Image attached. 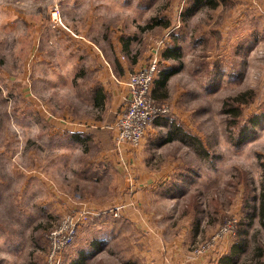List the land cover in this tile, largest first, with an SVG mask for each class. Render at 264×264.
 I'll list each match as a JSON object with an SVG mask.
<instances>
[{
  "label": "rangeland",
  "instance_id": "obj_1",
  "mask_svg": "<svg viewBox=\"0 0 264 264\" xmlns=\"http://www.w3.org/2000/svg\"><path fill=\"white\" fill-rule=\"evenodd\" d=\"M154 59L170 72L149 98L185 142L165 143L155 119L137 146L115 144L130 78ZM137 186L153 189L126 201ZM162 191L173 199L156 200ZM263 203L264 0H0V264H141L149 232H211L184 260L202 258L237 230L264 229ZM127 207L145 226H121L94 255L97 215L121 220ZM82 213L50 262L49 233Z\"/></svg>",
  "mask_w": 264,
  "mask_h": 264
},
{
  "label": "crops",
  "instance_id": "obj_2",
  "mask_svg": "<svg viewBox=\"0 0 264 264\" xmlns=\"http://www.w3.org/2000/svg\"><path fill=\"white\" fill-rule=\"evenodd\" d=\"M160 76L161 72L157 77L158 80ZM62 128H67L69 132L76 131L77 133H84L82 131H79L78 128L81 129V127L78 126L72 128V126L66 125L65 127L62 126ZM108 161L110 163L113 162L110 158H108ZM151 189H153V186H148L146 188L137 186L136 188L131 189L128 194L124 196V199L126 201H134V203H137L139 202L140 194L146 193ZM169 196L170 194H165L164 191H162V195H156V200L159 201L161 199L171 201L173 198L170 199ZM136 209L137 208L134 207H127V209H125V211L121 214L122 217L125 216L121 220L115 219L112 216H108L107 214L103 213L97 215V228L95 227V225L94 227H89L91 229L93 228L94 230L90 232L88 230L91 235L87 236V240L98 239L96 250L93 249L95 246H93L92 244L90 245L91 252L94 251V255L105 254L108 249L112 247L113 242L117 238H121L123 236V231L125 230H123L124 228L121 229V226L127 227L128 234L132 235L138 233L136 232V229L139 226H145V222H143V219L138 220L134 217L138 216V211H136ZM135 211L137 212V214ZM105 215L109 218L114 219L112 220L114 222L116 220H119L116 224V230H110L103 223L104 219L106 218ZM112 221H110V223L112 224V227H114V223ZM210 233L211 232L188 234L184 233L178 234L177 237L173 239V234L172 236H155L151 232H149V234H145L144 237L141 236L142 238L137 242V244L135 242L136 248L138 244V246H140V244L142 245V249L136 258L139 260L141 259V264H264V229L237 230L234 239L222 240L220 243H217L212 252H210V254L206 255L205 257L194 258L190 259L189 261L184 260L189 244L194 240L205 238ZM135 253H138V248L135 250ZM93 257L95 256L91 255V258Z\"/></svg>",
  "mask_w": 264,
  "mask_h": 264
},
{
  "label": "built area",
  "instance_id": "obj_3",
  "mask_svg": "<svg viewBox=\"0 0 264 264\" xmlns=\"http://www.w3.org/2000/svg\"><path fill=\"white\" fill-rule=\"evenodd\" d=\"M159 72L157 59H154L146 69L135 73L130 78V97L127 100L125 110L120 114L115 125V144L128 142L132 146H137L142 142L146 128L155 119L169 114L168 108L156 105L149 98L153 78ZM113 216L117 217L115 212H113ZM67 217L68 219L64 220L58 229L48 235L50 262L55 261L65 251L64 249L74 241L76 230L84 225L89 218L83 213L74 217L70 215ZM227 232L226 230L221 232L219 237L227 234Z\"/></svg>",
  "mask_w": 264,
  "mask_h": 264
},
{
  "label": "trees",
  "instance_id": "obj_4",
  "mask_svg": "<svg viewBox=\"0 0 264 264\" xmlns=\"http://www.w3.org/2000/svg\"><path fill=\"white\" fill-rule=\"evenodd\" d=\"M176 58L179 59L178 51L173 50V49H171V50L170 49H167L165 51V55L163 57L164 60H167V59H176ZM169 72H170V70H168L167 74H164L165 72L164 73H161V76H160L159 80L156 81L155 84H158L160 86H163L164 83H165V81H166V79H167V77L169 76ZM166 117L167 116H165V117H159V118L156 119L157 122L158 121L161 122L160 123V126L168 128L167 140L165 141V143H170L174 139H180V141L185 142V140L182 138V137H185L184 134H183V132L177 126H174L173 124H171L169 122V120H167ZM235 125H236V122H234L233 124H231V127H234ZM252 125L253 124H252V121L251 120H250V122L248 121L247 123H245L244 128H242V129L240 128L241 129V132L238 135V137L239 138L243 137V139H244L245 136H246V134H247V132H245L246 129H250L252 127ZM242 131H243V133H242ZM241 133H242V135H241ZM190 144H194V141H193V143H190ZM197 153H198L199 156L201 155L203 157L206 155V152H205L204 149L203 150L199 149V151H197ZM260 212H261V216L264 217V207L261 209ZM81 260L83 262V257H82Z\"/></svg>",
  "mask_w": 264,
  "mask_h": 264
}]
</instances>
